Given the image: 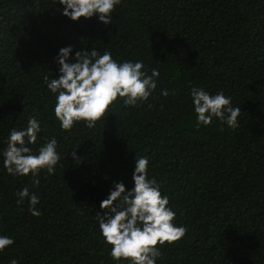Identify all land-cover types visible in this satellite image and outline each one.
<instances>
[{
    "label": "trees",
    "instance_id": "obj_1",
    "mask_svg": "<svg viewBox=\"0 0 264 264\" xmlns=\"http://www.w3.org/2000/svg\"><path fill=\"white\" fill-rule=\"evenodd\" d=\"M51 0H0V149L35 116L54 136L52 175L12 176L0 166V234L15 244L0 264H114L96 213L114 182L132 187L134 158L147 156L185 235L157 264H264V0H121L108 25L72 21ZM110 50L157 68V87L136 106L114 104L88 128L61 130L43 80L58 74L59 48ZM223 91L241 109L230 129L196 125L189 90ZM168 89L167 97L160 95ZM43 137V139H41ZM76 150L77 159L71 152ZM35 192L41 215L17 204ZM124 264V262H121Z\"/></svg>",
    "mask_w": 264,
    "mask_h": 264
},
{
    "label": "clouds",
    "instance_id": "obj_2",
    "mask_svg": "<svg viewBox=\"0 0 264 264\" xmlns=\"http://www.w3.org/2000/svg\"><path fill=\"white\" fill-rule=\"evenodd\" d=\"M51 3L58 4L61 15L72 21L95 16L108 25L121 0H51ZM72 52L71 45L59 48L54 57L58 74L51 78L45 75L43 80L54 96L52 113L61 130H71L75 122L92 128L112 112L114 104L136 106L147 101L157 87L160 72L153 67L149 74L140 59L117 60L107 49L102 53L96 48L76 50L70 56ZM160 95L167 97L169 90L161 89ZM188 95L197 127L208 126L214 118L230 129L238 126L241 109L234 107L231 97L223 91L211 93L194 86ZM41 131V122L35 116L28 118L24 126L8 131L5 146L0 149V166L7 174H31L33 185H38L41 171L47 175L55 172L60 155L54 136L41 137L43 143L35 150L28 146L37 142ZM71 155L77 159L76 150ZM148 168V157L135 155L132 187L126 189L122 181L114 182L99 205L107 211L96 213L99 235L114 264H157L161 248L180 240L187 231L184 225L175 223L177 213L169 196L162 193L161 183L149 175ZM15 195L17 204L27 199L32 216L41 215L36 207L40 198L35 192L23 187ZM14 244L13 237L0 234V252Z\"/></svg>",
    "mask_w": 264,
    "mask_h": 264
}]
</instances>
